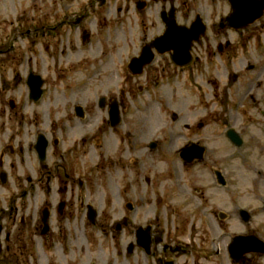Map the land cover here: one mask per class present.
I'll return each instance as SVG.
<instances>
[{
  "label": "rangeland",
  "instance_id": "rangeland-1",
  "mask_svg": "<svg viewBox=\"0 0 264 264\" xmlns=\"http://www.w3.org/2000/svg\"><path fill=\"white\" fill-rule=\"evenodd\" d=\"M188 3L192 9L190 19H193L194 10H197L203 14L207 23L213 18L212 10L216 11L213 19L215 20L219 11L222 13L225 9L223 4L225 0H216L213 6L210 0H189ZM135 5L136 0H105L103 3L100 0H0V49L3 50L0 53V151H6L3 160L4 171L8 170L14 176L24 177V181L18 187L19 195L15 194L17 191L13 184L4 186L0 182V224L1 218L4 220L15 209L17 218L24 217L26 222L23 224L25 246L14 255L18 261L14 264H128L126 259L117 258L118 235L115 231L113 229L102 231L103 228H108L102 225L112 223L119 214H114L118 211L116 197L118 184L115 180L116 171L112 166L117 145L113 139L104 143L99 141V131L105 129L106 125L102 123L104 118L107 119V115L98 106L97 100L103 94H107V99L111 95L118 97L121 95L120 91L124 90L125 104L129 105L130 110L124 113L122 123L117 127L132 128L145 140L156 138L165 132L162 122V115L167 112L165 105L164 110H161L159 106L161 99L156 98L150 102L151 107L148 104V93H138L137 83L142 78H133L126 68L131 57L139 52L140 46L157 32L158 28L154 27V23L158 20L159 4L153 3L146 11H138ZM181 8L184 9V6L181 5ZM84 11L87 13L86 20L77 27L72 25L76 16ZM178 20L180 21L179 14ZM249 27L252 28L244 33L255 36L250 41H245L247 43L242 47L250 49L252 55L250 59L255 63L257 54L254 47L260 42L263 47L264 65V17ZM251 29H255L254 33H251L253 32ZM83 31L90 37L86 43L82 39ZM234 35L239 34L229 33V37ZM244 58V55H239L235 60L236 64L230 69L232 73L242 74L241 85L232 82L230 73L229 79L226 80L227 72L223 58L219 57L216 60L219 70L210 73L217 80L218 87L204 83L199 94L195 92L196 95H192L184 91L186 98L179 108L185 109V106L194 104L192 112L197 111V114L203 111L216 113L220 111V107L225 110L231 109L230 102L240 99V96L250 91L252 76L257 74V71L252 73L245 70L236 71L239 69L238 60L243 61ZM160 60L158 58L154 63ZM29 67L35 74L41 76L44 83L45 94L37 101L28 98L26 79ZM130 85L132 90L129 88ZM214 95H217V99L221 96L234 99H230V102L224 105H213V102L208 100ZM242 103L243 106L240 105L238 112L233 114L232 123L238 129L244 128L242 122L245 116L252 117L253 113L246 99H242ZM77 105L84 108V118L73 113V106ZM175 106L173 103V107ZM242 107L244 109L241 110ZM261 107L264 110V101ZM173 110L179 112L177 109ZM223 118L225 116L222 115L214 120L216 124L213 125L214 128H210L211 135L214 133L218 135L223 130L221 126ZM182 121H185L184 117ZM180 123L171 124L168 116L166 117L167 129L170 132L180 130ZM261 127L263 128L262 125L251 123V126L245 127L246 134L252 135L257 132L255 128ZM38 134H43L48 140L46 158L42 162H39L34 149ZM258 135L257 145L263 152L254 151L255 142L250 141L248 142L250 147L245 145L232 153L237 160H253L254 163L249 164L250 170L255 164L260 167L263 164L261 161H264V128L263 131H258ZM55 137L61 141L57 150H53L52 145V139ZM82 137H86V141H82ZM248 139L251 140L250 137ZM217 140L221 138L217 137L216 142L213 141L211 144L207 142L209 148L205 163L187 170L190 176L184 168L176 166L178 178L181 176V180L178 181V178L175 180L173 176L168 180L161 177V184H171L173 192L177 188L180 191L177 198L174 193L170 195L173 196L170 208L164 212L165 198L157 199L152 195L149 203L145 204L144 200L138 210V217L143 221L146 217H156L159 223L163 221L164 228L166 226L173 228L174 223L181 224L176 229L187 242L191 240L188 235L193 221L195 228H192L191 236L203 235V230H199V227L204 228L210 236H216L221 252L215 262L228 264L225 243L222 241L225 239L224 231L235 230L234 227L226 228L225 221L221 224L218 219L215 221L210 213L206 214L204 206L210 205V201L199 199L188 187L192 184L204 188L207 194L213 195L203 176L212 167L227 162L228 152L224 143ZM8 146L16 147L13 154L8 152ZM173 149L175 147L171 150ZM153 154L152 161L147 160L155 166L150 167L151 170H160L166 166L158 160L156 153ZM55 159V165L60 167V171L66 169L67 179L71 181V178H74L73 189L65 179L59 184L55 183L52 177ZM169 162L167 160L168 174L171 166H174ZM27 176L31 177V183L25 180ZM262 176L257 177L259 179L257 183L264 186V172ZM80 179L83 181L81 188ZM65 185L67 190L62 196L71 199L65 215L55 217V210L52 209L50 231L42 234L43 228L40 227L41 233L40 230H34L33 226H29V222L32 221L31 224L41 222L42 209L47 206L52 208L58 197L57 186ZM155 188L156 183L152 190ZM160 188L162 187L158 188V193L161 192ZM81 194L98 213L94 223L86 217V212L77 206L76 198ZM259 196L264 199V189ZM184 198L189 201L185 206L182 205ZM249 198L251 199L250 194ZM238 201L243 202L241 199ZM183 215L186 222L181 223L179 219ZM205 218L214 220L215 223L211 221L212 224L208 228L204 225ZM120 239L124 242L129 238L122 235ZM210 239L207 242L212 247ZM185 259L192 261L193 258L190 255L181 256L179 264ZM4 264L10 263L5 261Z\"/></svg>",
  "mask_w": 264,
  "mask_h": 264
},
{
  "label": "flooded vegetation",
  "instance_id": "flooded-vegetation-1",
  "mask_svg": "<svg viewBox=\"0 0 264 264\" xmlns=\"http://www.w3.org/2000/svg\"><path fill=\"white\" fill-rule=\"evenodd\" d=\"M188 1L136 0L135 5V7L137 6L136 9H141H137L138 11H146L150 9L153 3L159 4L158 20L154 23V27L158 28L157 32L140 46L139 52L137 53L138 56L142 48L145 47L148 54L144 57L150 62L144 65V67H141L140 75H130L136 79L142 78L137 83L138 93H148L149 105L156 98L161 99L159 104L161 110H164L165 105L167 112L162 115L163 126H165L163 131L165 132L156 138L152 137L145 140L141 134H136L132 128L120 129L117 127L121 125L124 113L130 110L129 105L126 106L125 104L126 92L124 90L120 91L121 95L118 97L111 95L107 99V94H103L97 100L98 106L107 115V119L105 120L104 118L102 123L106 125L105 129L99 131V141L100 143H104L105 141L113 139L117 145L115 161L112 166L115 168V180L116 184H118L116 188L118 211L114 214H119L112 223L102 225L108 227L103 228L102 231H112V229L115 231L118 235V240H116L117 258L120 259L121 257L126 259L128 264H179L180 257L187 255L192 256V261L185 259L181 264H216L215 260L218 253L215 247L217 241L216 236H210L204 228H200L199 226V230H203V235L200 236L198 234V236H195L194 234V236H191L195 228L194 222L192 221L188 235L191 240L188 243L183 240V235L176 229L181 224L174 223L173 228L167 226L164 228L162 227L163 221L159 223L156 217H146L145 221L140 220L138 210L142 207L144 200L145 204L149 203L148 201L152 198V195L157 199L160 197L165 198L164 212L167 208H170L171 202L173 201V196L170 195L174 193L175 198H177L180 191L177 188L178 191L175 189L176 191L173 192L171 187L173 185L171 184H161V177L168 180L173 176L177 180L179 173L175 169L176 166L184 168L185 172L190 176L191 174L187 170L205 163V157L209 148L207 142L210 144L213 141L216 142V138L218 137L221 140H217V142L221 143L222 141L228 148L227 162L225 161L222 165L212 167L203 176L204 181L209 184L208 189H211L210 191L213 195L207 194L204 188H199L192 184H189L188 187L199 199L210 201V205L205 204L204 206L206 208V214L210 213L214 217V220L216 221L218 219L221 224L225 221L227 224L226 228L234 227L235 230L224 231L225 239L222 241V243H225V256L228 264H264V199L259 196L264 186L257 183L259 181L257 177H263L264 170H261V168H264V161H261L263 164L260 167L255 164L253 169L250 170L249 164L254 163L253 160H237L232 155L233 151L243 148L250 141L255 142L254 151L260 150L257 145L259 140L258 131H263L264 128V110L261 107L264 101L263 47L260 42L254 47L255 53L257 54V59L254 63L250 59L252 57L250 49L242 46L246 45L247 42L245 41H250L251 38H254L255 35H249L250 33L246 32L250 28L255 27L252 26L248 29L240 30L243 31L240 33V31H234L227 26L225 18L231 13L230 0H225V3H223L225 4V9L222 13L219 11L217 19L215 20L213 19L216 16V11L212 10L213 18L208 23L204 19L203 14L197 10H194L193 19H190L192 9L189 8ZM210 1L211 6H213L216 0ZM231 1L235 2L237 0ZM181 5L184 6V9L181 8ZM178 14L180 15V21L178 20ZM198 15L202 17L206 25L203 34L197 38L190 39V35H194V33H190L186 38H181L180 42H172V45L184 46L189 61L187 64L180 66L172 61L171 56L174 54L173 48H167L164 52H159L153 46L147 45L153 39L155 40L159 36L164 35L168 24L180 26L182 29L184 27H190ZM254 30L251 29L253 31L251 33H254ZM244 31L246 32L244 33ZM231 32L239 35L229 37V33ZM84 36L87 39L90 38L88 34L82 35L83 41L85 40ZM2 51L0 49V53ZM239 55H244L245 58L243 61L238 60L237 64L239 69L236 71L245 70L248 73L257 71V74L252 76L250 91L245 92L240 96L241 98L238 97L240 99L237 98L238 100L235 99L234 102H230V99H234L233 97L221 96L217 99V95H214L211 100H208L213 102V105H224L226 102H230L232 103L231 109L228 108L225 110L223 107H220V111L216 113L214 111H203V113L197 114V111L192 112V109L195 107L194 104L185 106V109L179 108L181 102L186 98L184 97V91L192 95H196L195 92L199 94L204 83H210L218 87L217 80L210 73L219 70L216 63L219 57L223 58V65L227 72L226 80L229 79L228 74L230 73L232 82L241 85L243 82L242 74L238 75L236 72L232 73L230 71L231 67L236 64L235 60L238 59ZM158 58L161 60L154 63ZM126 67H128V64ZM32 72L34 73L32 68L29 67L28 75H33ZM33 79L35 86L39 82L41 83L40 79L36 77H33ZM37 88L40 90L41 85L37 86ZM129 88L132 90V85ZM28 98L30 99L29 95ZM242 99H246L247 103L249 102L248 105L253 113H251L252 117L245 116L244 122H242L244 128L238 129L232 121L234 119L233 114L238 112L237 110H239L240 105L243 106ZM173 103L176 104L175 107H173ZM150 106L152 107V104ZM173 108L179 110V112L173 110ZM168 109H171V111H168ZM242 109L244 108L242 107ZM73 113L80 118H84L85 116L83 107L73 106ZM222 115L225 116L221 124L223 130L218 135L215 133L211 135L210 128H214L213 125L216 124L214 120L219 119ZM167 116L171 124L181 122V129L175 132L168 131L166 125ZM111 117L117 119L115 124H112ZM182 117L185 118V121H182ZM251 123L262 125L263 128H255L257 132H254L252 135H247L245 127L251 126ZM249 137L251 140L248 139ZM81 140L86 141V137H82ZM52 145L53 150H57L61 145L60 139L53 138ZM248 146L250 147V145ZM173 147L175 149L171 150ZM8 149V152L13 154L16 147L8 146ZM260 151L263 152L262 150ZM153 153H156L158 160L161 163H165L166 166L167 160L170 161V164L174 165L171 166L170 174H168L165 165L160 170L150 169V167L155 166L147 160L152 161ZM5 155L6 151L1 150L0 182L4 186L13 184V187H16L17 191L15 194L19 195L18 187L24 181V177L23 175L14 176L8 170L4 171L5 164L3 160ZM174 160H177V162ZM53 162L52 177L56 181L55 183L59 184L65 179V182L69 183L71 189H73L75 183L74 178H71V181L68 180L66 169L63 172L60 171V167L55 165L56 159ZM181 179L182 177L180 176L178 181ZM25 180L31 183L30 176H27ZM155 183L156 188L152 190ZM79 186L80 188L83 187V181L81 179L79 180ZM160 186L162 187L160 188L162 193H158ZM57 187L59 192L57 194L58 197L55 199L56 204L54 202L52 208L51 206H47L50 213L52 209L55 210V217L57 215H65L66 210L69 209L71 204V199L62 196V193L67 190V186ZM22 193L24 195V189ZM219 194H221L220 197H217ZM249 194L251 199L249 198ZM239 199L243 202L238 201ZM76 203L83 212L87 213L89 210L92 211V207L90 208L89 206L91 203L86 202L84 195H78ZM188 203L189 201L186 198L182 200L183 206ZM9 209L11 210L12 207H9ZM16 212L17 210L15 209L4 220L1 218L0 264H4L5 261L10 264L17 263V258L14 255L25 246V229L23 226V224H26L25 218L21 217L18 219ZM179 220L181 223L186 222L184 215ZM214 220L205 218L204 225L209 228L212 224L211 221L215 223ZM31 222H29V226H33L34 230H40L41 227V229L43 228V234L50 231V228L44 226L42 221H36L35 224H31ZM122 235L129 239L123 242L120 239ZM250 238L255 239L257 243L249 247L246 245L247 248H244L243 243L248 244ZM209 239L212 247L207 242ZM200 241L203 242L201 243ZM239 245L242 247H235Z\"/></svg>",
  "mask_w": 264,
  "mask_h": 264
},
{
  "label": "water",
  "instance_id": "water-1",
  "mask_svg": "<svg viewBox=\"0 0 264 264\" xmlns=\"http://www.w3.org/2000/svg\"><path fill=\"white\" fill-rule=\"evenodd\" d=\"M264 12V0H240V1H235L232 3V13L230 14V21L235 25V28L243 27L248 25L250 22H253L255 19L258 17L262 16ZM198 26V25H197ZM200 29V27L198 26ZM194 30H197V27H194ZM193 29L191 31L187 30L186 35H183L184 38L188 36V34L195 32ZM190 32V33H189ZM197 34V35H196ZM199 33L195 32L194 35H190L189 38L198 36ZM179 35H182L179 33ZM172 38V33L170 30L166 33V35H163L162 37L157 38L159 41H170ZM181 38V37H180ZM181 41V40H179ZM147 54V49L144 47L142 50L141 55H146ZM149 62V61H144L142 59L138 58H133L130 61V70L132 72H137L140 70V66L143 65L144 63ZM28 85L31 89L30 92V97L33 99H37L38 96L40 95L41 91L38 90L37 86L40 85V82L35 86V81L33 79V76L30 75L28 78ZM112 124H115L117 122V119L112 118ZM47 142L44 139L43 136H39L38 143L36 145L38 154L40 159H43L45 157V149H46ZM44 214V222L47 223L46 217L48 216V213L46 211H43ZM94 214V213H93ZM92 213L89 214L90 218L93 216ZM249 242H252V245L256 244L257 241L253 238L249 239ZM246 245H250L243 243L244 248H247ZM235 247H242L241 245L235 246Z\"/></svg>",
  "mask_w": 264,
  "mask_h": 264
}]
</instances>
